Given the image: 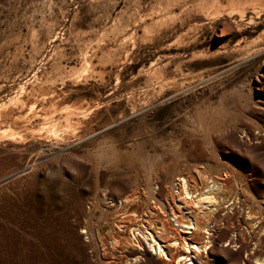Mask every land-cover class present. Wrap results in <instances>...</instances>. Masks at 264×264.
Instances as JSON below:
<instances>
[{
  "label": "rangeland",
  "instance_id": "obj_1",
  "mask_svg": "<svg viewBox=\"0 0 264 264\" xmlns=\"http://www.w3.org/2000/svg\"><path fill=\"white\" fill-rule=\"evenodd\" d=\"M215 1L0 0V264H175L128 228L203 246L168 218L178 177L224 184L191 208L201 264L264 260V0Z\"/></svg>",
  "mask_w": 264,
  "mask_h": 264
},
{
  "label": "bare ground",
  "instance_id": "obj_2",
  "mask_svg": "<svg viewBox=\"0 0 264 264\" xmlns=\"http://www.w3.org/2000/svg\"><path fill=\"white\" fill-rule=\"evenodd\" d=\"M241 1V0H240ZM240 1H230V5L231 7H235V9L239 10L238 8L241 9V7H243V5L246 3H239ZM246 1V0H244ZM248 2V1H247ZM254 3L255 0H249L248 3ZM167 5H169L170 3L167 1L166 2ZM217 1L215 0H212V8L214 10V12L216 13L217 15ZM256 3V2H255ZM159 4V3H158ZM210 4V3H209ZM205 5V3H204ZM171 6V5H170ZM203 6V5H202ZM206 6V5H205ZM245 6V5H244ZM210 7V6H209ZM208 7V8H209ZM201 8V7H200ZM203 8V7H202ZM207 8V7H206ZM234 9V10H235ZM235 10V11H237ZM243 10V9H241ZM168 11V9H167ZM211 11V10H210ZM241 12V11H240ZM168 13V12H167ZM212 15V14H211ZM243 15V14H242ZM164 16V15H163ZM166 18V17H165ZM162 20V19H161ZM154 24V23H153ZM50 27V26H49ZM145 31L146 29L149 28V26H146L144 25L143 26ZM124 28V27H123ZM154 28V27H153ZM120 28L118 27H114L113 28V31L114 30H119ZM125 29V28H124ZM151 29V28H150ZM149 30V29H148ZM121 32V31H120ZM50 33V32H49ZM33 41V40H32ZM86 45V44H85ZM34 47V46H33ZM87 47V46H86ZM56 48V47H55ZM84 49V48H83ZM93 49V48H92ZM98 49V47H97ZM81 51V50H80ZM85 52V53H84ZM84 52H81V56H82V63L80 65V68L79 70H76L74 69V67L72 68H69V76L73 75V76H76V74H81L82 75H85L87 72H90L88 71L89 70V65H91L92 63V59L95 57V55L92 57H89L86 55V51ZM90 52V51H89ZM88 53V52H87ZM92 54V53H91ZM97 54V53H96ZM55 61V60H54ZM53 62V61H52ZM58 62V61H57ZM57 62H54V63H57ZM91 68V67H90ZM61 65H59V63L57 64H53L52 67H51V71L46 73L45 74V80L44 82H50L52 81L53 82V79L56 78V77H62V70H61ZM94 71V70H93ZM75 78H78V76H76ZM72 79V78H71ZM60 80V79H59ZM58 80V81H59ZM61 81V80H60ZM51 83V82H50ZM52 84V83H51ZM53 85V84H52ZM25 90V89H24ZM21 93V92H20ZM33 94V93H32ZM23 100V99H21ZM20 100V98L18 96L12 98L10 100V103H13V104H18L17 102H22ZM27 100V99H26ZM55 103V102H54ZM52 105V104H51ZM32 106V105H31ZM54 106V105H53ZM50 107V106H49ZM31 108V107H30ZM34 108V106H33ZM52 108V107H51ZM55 108V107H54ZM50 109V108H49ZM56 110V109H55ZM53 110V111H55ZM65 110V109H64ZM69 110V109H68ZM31 111V109H30ZM52 111V109H51ZM66 112V111H65ZM70 113V112H69ZM37 114V113H36ZM35 114V115H36ZM49 114L51 115V112H49ZM68 114V113H67ZM34 115V114H33ZM34 115V116H35ZM36 116H39V115H36ZM49 116V115H48ZM69 116V115H68ZM41 117V116H40ZM50 117V116H49ZM25 118V117H24ZM38 118V117H37ZM69 118V117H68ZM40 119V118H39ZM50 119V118H46V116L42 119V121H45L43 122L46 126V124H48V130L47 132L50 133L49 135H51L52 137H54L55 139V144H56V141L62 139L65 137V133H60V130L58 129V126H57V123L55 122H52L53 119L50 121V122H47V120ZM58 120V119H56ZM64 120V119H63ZM39 121V120H38ZM59 121V120H58ZM66 121H67V118H66ZM32 122V121H31ZM40 122V121H39ZM61 122V121H59ZM29 120H28V124H29ZM42 123V124H43ZM62 123V122H61ZM64 123V122H63ZM44 124H43V127H44ZM35 125V124H34ZM36 125H38L36 123ZM62 125V124H61ZM26 126V125H25ZM32 126V125H31ZM64 126V124H63ZM47 127V126H46ZM45 127V128H46ZM62 126H60L61 128ZM72 127V126H71ZM41 128V127H40ZM65 128L67 129H70V126H66ZM64 128V129H65ZM25 129V128H24ZM37 129V128H36ZM26 130V129H25ZM29 130V128H28ZM40 130V129H39ZM45 130V129H43ZM63 130V127L62 129ZM66 130V129H65ZM73 130V129H71ZM32 131H35V130H32ZM69 131V130H68ZM67 131V132H68ZM27 132V131H26ZM36 132V131H35ZM43 132V131H42ZM30 133V132H29ZM39 133V132H38ZM37 133V134H38ZM41 133V132H40ZM45 133V132H44ZM36 134V133H34ZM67 134V133H66ZM3 135V134H2ZM0 134V136H2ZM40 135V134H39ZM47 135V133H46ZM48 135V136H49ZM47 136V137H48ZM67 136V135H66ZM10 137H16V136H13V134L11 133ZM18 137H21V136H18ZM45 136H42V139L44 138ZM23 138V137H21ZM38 138V137H37ZM46 138V137H45ZM50 138V136H49ZM47 139V138H46ZM48 141V140H47ZM53 143V142H52ZM54 144V143H53ZM52 145V144H51ZM53 150V149H51ZM189 177V176H187ZM201 179V178H200ZM206 182L208 181L207 184H210V186L207 188L206 191L204 192H201V193H197L198 192V189H195V183L192 187H190L188 185V181L184 178H177L173 181V183L171 184V188H170V194L172 196V212H170L168 214V218L169 220H171V222L174 224L173 226L176 227L178 229L179 232L181 233H186V234H189V235H193L195 234L196 232H201L203 234V236L205 237L204 239L205 242L203 243V246L196 243V242H188L186 240L187 237H183L181 238L182 240H178V239H173V240H170L168 243H164V242H161L160 239H159V233L160 232H157V231H152V232H149L148 229L150 227H153L151 224H148L149 227L145 228L143 227L144 229L141 230L140 227L137 226L136 229H134L132 231V238L134 240V242L136 243V246L141 249L142 247V244L140 243L141 242H145L147 247L149 248L150 252H152L153 255L165 260V261H171V256L172 254H170V248H174L175 250L177 248H180L182 249V253L181 254H178L177 255V258L174 259V262L175 264H201L198 260H197V255L199 253H201L202 251L206 252L205 250L208 249L210 246H208L210 244V240H209V236L211 235L209 232H208V229L207 227L209 226V224L206 222L204 223L203 225H200L199 224V221H197V218L199 217L198 214H194L193 211L191 210V208L195 207V208H203L205 209V212L203 210L200 211V213H202L200 216L201 217H204L205 215H214V213L217 211V209L221 206L220 205V199L219 197L221 198L222 196H224V184L221 183V182H216V181H213L211 178H205L204 179ZM189 181H190V178H189ZM192 182V181H191ZM192 184V183H191ZM179 187L181 188L182 192L183 193V198L181 196V199L184 200V203L179 201V199L177 200L175 198V193L176 192H179L181 190H179ZM222 199V198H221ZM222 201V200H221ZM181 202V203H179ZM224 202V201H223ZM187 203V205L190 207L188 208L187 207V210H184L186 209L185 207V204ZM191 204V206H190ZM222 204V203H221ZM120 207L123 205L122 203L118 204ZM232 204H230L229 206H231ZM194 210V209H193ZM200 210V209H199ZM195 212V211H194ZM192 213H193V216H192ZM196 216V218H195ZM192 217V218H190ZM200 217V218H201ZM210 217V216H209ZM251 218V216H250ZM204 220V219H203ZM184 221L186 223H184ZM150 222V221H149ZM255 224H257L255 222ZM144 226V225H143ZM82 233H86L85 231H82ZM158 233V234H156ZM190 238V237H189ZM141 239V240H139ZM236 240V239H235ZM234 244H236V241L234 242ZM136 247V248H137ZM257 247H255L256 249ZM139 257H137L136 259H138ZM257 264H261L263 263L264 264V260L262 261H259L257 260L256 261Z\"/></svg>",
  "mask_w": 264,
  "mask_h": 264
},
{
  "label": "built area",
  "instance_id": "obj_3",
  "mask_svg": "<svg viewBox=\"0 0 264 264\" xmlns=\"http://www.w3.org/2000/svg\"><path fill=\"white\" fill-rule=\"evenodd\" d=\"M179 190H181V188L179 187ZM183 193L184 192H182V190L181 191H179V192H176L175 193V198L178 200L179 199V201H181V202H183L184 203V200H182L181 199V196H182V198H183ZM198 192H196V194H197ZM169 201H171V204H172V198H170V200ZM120 201H118L117 202V204H120L119 203ZM181 202H179V203H181ZM114 206L116 205V204H113ZM170 205V204H169ZM172 207V206H171ZM129 230H130V233H131V236H132V231L134 230V229H136L135 227H130V228H128Z\"/></svg>",
  "mask_w": 264,
  "mask_h": 264
}]
</instances>
